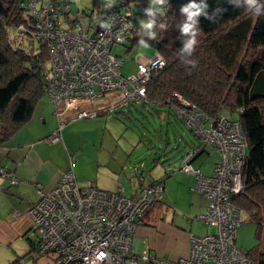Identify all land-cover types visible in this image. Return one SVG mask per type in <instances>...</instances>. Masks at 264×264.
<instances>
[{
  "label": "built area",
  "instance_id": "obj_1",
  "mask_svg": "<svg viewBox=\"0 0 264 264\" xmlns=\"http://www.w3.org/2000/svg\"><path fill=\"white\" fill-rule=\"evenodd\" d=\"M129 2L94 0L86 11H75L67 26L59 22L60 14L69 10L67 2L61 5L45 0L40 7L36 0L20 2L31 15V24L21 22L6 31L12 42L30 53L36 50L35 40L46 50L38 68L43 95L52 104L57 126L45 141L61 139L62 127L71 120L102 113L110 116L129 104L152 103L147 84L165 66L162 54L155 51L150 57L138 58L136 72L123 75L119 70L122 59L111 52L113 44H122L146 29L134 24L137 12L131 10ZM259 3L264 5V0ZM138 12L149 17L150 9L142 3ZM86 13L93 22L84 28L78 20ZM167 104L197 139L184 151L179 169L194 176L192 188L207 198L205 211L196 218L213 226L214 232L189 234L187 255L172 260L158 259L146 250L132 252L137 225L163 200V179L145 185L136 196H127L122 188L111 191L91 180L79 182L72 168L74 155L70 154V167L49 190L37 187L38 200L27 209L32 229L38 233V254L52 255L53 264H125V260L127 264L141 260L159 264H255L234 242L245 220L243 209L234 203L244 188L242 171L247 156L240 117L224 112L208 116L176 91ZM206 148L219 155L210 174L192 164ZM0 175L8 177L11 184L17 181L2 167ZM3 187L0 185V190Z\"/></svg>",
  "mask_w": 264,
  "mask_h": 264
},
{
  "label": "trees",
  "instance_id": "obj_2",
  "mask_svg": "<svg viewBox=\"0 0 264 264\" xmlns=\"http://www.w3.org/2000/svg\"><path fill=\"white\" fill-rule=\"evenodd\" d=\"M25 1L0 0V146L29 120L43 95L38 63L46 58V50L38 45L30 53L12 42L6 31L21 22L31 24V15L20 5ZM192 3L207 7L196 18V43L189 52L185 45L193 37L181 31L188 19L181 9ZM146 5L153 27L129 39L152 46L165 60L147 84V96L151 104L170 109L167 100L176 91L208 116L224 112L240 117L247 156L244 188L234 203L258 225L260 234L264 228V14L255 15L245 0H165ZM36 244L30 241L32 251ZM246 251L255 264H264L259 247L256 252Z\"/></svg>",
  "mask_w": 264,
  "mask_h": 264
},
{
  "label": "rangeland",
  "instance_id": "obj_3",
  "mask_svg": "<svg viewBox=\"0 0 264 264\" xmlns=\"http://www.w3.org/2000/svg\"><path fill=\"white\" fill-rule=\"evenodd\" d=\"M44 1L36 0L37 7H40ZM58 1L61 5L67 2L69 6V10H65L59 16L61 26L69 24L68 20L73 19L75 11H86L92 5V0ZM142 3L155 4L150 0H130L128 4L131 10L137 12L134 20L136 26H144L150 22L148 17L141 16L138 12ZM78 22L86 28L92 24L93 20L86 13L80 17ZM38 45V41L35 40L34 46ZM111 52L122 59L120 72L123 75H130L136 72L137 59L152 56L155 49L142 41L133 42L126 39L122 44H113ZM73 126L78 128V134L73 136L74 140L77 145L82 143L85 153L97 155L103 162L108 157H112L110 150H114V154L120 155L118 157L121 161L125 160L128 166L136 163L140 165L137 175L141 173L145 181L155 176L165 181L163 200L153 205L151 209L158 204H162L161 207L170 204L178 210L180 216L185 217L184 215L188 214L187 208L193 194L188 190L180 191L174 181L182 177L179 168L184 151L193 147L197 139L167 106L151 103L129 104L114 111L110 116L102 113L96 117H84L81 121L68 125L67 128ZM218 158L216 151L206 148L198 154L192 164L204 172H209L210 167L214 166ZM116 161L118 164L117 159ZM112 162L113 165L116 164L114 159ZM192 191L200 194L193 188ZM16 211L18 214L21 213L16 201L13 200L10 203L8 199L0 195V264H53L52 255H40L30 249V241H36L38 233L31 229L23 235L22 231L27 224L15 225ZM25 213L29 216L27 211ZM25 213H21L20 217ZM246 216L235 233V244L251 252H256L258 247L264 251V228H260V234H257L258 225ZM139 264L155 263L141 260Z\"/></svg>",
  "mask_w": 264,
  "mask_h": 264
},
{
  "label": "crops",
  "instance_id": "obj_4",
  "mask_svg": "<svg viewBox=\"0 0 264 264\" xmlns=\"http://www.w3.org/2000/svg\"><path fill=\"white\" fill-rule=\"evenodd\" d=\"M81 120L82 118H78L66 122L58 141H45L57 126V116L48 97L42 95L36 102L29 120L0 146V167L17 178V181L11 184L8 183V177L0 176V184L4 185L0 195L10 203L16 201L21 213H25L38 200L37 187L49 190L60 174L70 167V154L74 155L72 168H75L73 169L77 180L79 182L91 180L102 189L114 191L122 188L123 194L136 196L145 185L159 179L155 176L145 181L141 173L137 175L140 165L136 163L128 166L125 160L121 161L118 157L120 155L114 154V150H110L112 157L103 162L99 156L85 153L82 143L77 145L73 137L78 134V128L74 126L67 128L68 125ZM111 159L115 160V165ZM212 168L210 167L209 172H204L201 168L200 170L204 174H210ZM180 174L182 177L174 181L175 186L180 191L188 190L193 194L187 208L188 214L184 215L185 217L180 216L178 210L170 204H164V207L158 204L149 209L132 236V252L146 250L158 259L172 260L187 255L189 234L203 235L214 232L213 226L196 218L199 213L205 211L207 198L192 191L194 184L192 174L183 171H180ZM164 185L165 181L163 189ZM21 213L16 214L18 216L14 215L17 217L14 223L17 226L27 224L22 231L24 235L26 231L32 229V222L26 213L20 217Z\"/></svg>",
  "mask_w": 264,
  "mask_h": 264
},
{
  "label": "clouds",
  "instance_id": "obj_5",
  "mask_svg": "<svg viewBox=\"0 0 264 264\" xmlns=\"http://www.w3.org/2000/svg\"><path fill=\"white\" fill-rule=\"evenodd\" d=\"M165 2V0H153V3H161L163 4ZM246 5L247 8L252 11V6H255V11L254 14L259 16L262 15L264 13L261 12V9H264V5H261L259 3V0H246ZM207 7V5H196L195 3L189 4L186 7H182V11L184 13H187V22H185L182 26V33H184L185 35L191 34L192 35V39L185 45V51H189L191 52L192 50H194L193 46L196 43L195 40V32H196V23L197 20L196 18L199 17L202 14L203 8ZM151 14V13H149ZM205 16H207L206 13H204ZM208 19H213V17H207ZM144 27L151 29L153 27V23L149 22L147 24L144 25Z\"/></svg>",
  "mask_w": 264,
  "mask_h": 264
}]
</instances>
